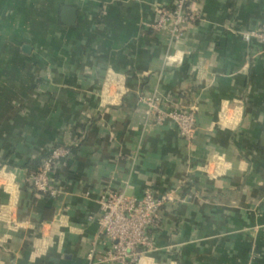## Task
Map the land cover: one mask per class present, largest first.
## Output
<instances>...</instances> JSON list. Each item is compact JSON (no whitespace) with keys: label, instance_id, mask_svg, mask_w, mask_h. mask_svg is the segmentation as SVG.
Wrapping results in <instances>:
<instances>
[{"label":"crops","instance_id":"1","mask_svg":"<svg viewBox=\"0 0 264 264\" xmlns=\"http://www.w3.org/2000/svg\"><path fill=\"white\" fill-rule=\"evenodd\" d=\"M172 2L0 0V264H104L98 199L150 186L175 201L134 264H264V44L241 34L264 0H197L177 39L152 28ZM148 98L193 106L192 137ZM57 144L37 194L25 165Z\"/></svg>","mask_w":264,"mask_h":264},{"label":"built area","instance_id":"2","mask_svg":"<svg viewBox=\"0 0 264 264\" xmlns=\"http://www.w3.org/2000/svg\"><path fill=\"white\" fill-rule=\"evenodd\" d=\"M195 1L197 0H173L170 7L159 8L152 28L164 30L171 39L179 38L182 25L196 17L191 9ZM241 34L245 41L255 40L264 44V16L256 29ZM146 105V114L154 115L158 124L170 120L175 124L181 138L187 140L192 137L196 126L193 106L184 109L169 102L168 106L161 108L152 98L146 100ZM68 154V147L55 145L51 147L49 155L41 159L37 170L29 172L28 184L35 193L55 194L50 175L56 162L66 158ZM174 201L169 194L159 198L151 186L140 197L105 191L97 202L100 213L97 234L98 237L109 239L111 247L106 256L96 259L91 250L88 259L104 264L136 263L144 253L152 249L150 231L157 225L160 206L163 202Z\"/></svg>","mask_w":264,"mask_h":264},{"label":"water","instance_id":"3","mask_svg":"<svg viewBox=\"0 0 264 264\" xmlns=\"http://www.w3.org/2000/svg\"><path fill=\"white\" fill-rule=\"evenodd\" d=\"M75 17V10L73 8H62L60 19L63 24L72 25L75 21ZM29 49L28 46L23 47L24 52H28ZM261 145L264 147V133L261 136Z\"/></svg>","mask_w":264,"mask_h":264},{"label":"trees","instance_id":"4","mask_svg":"<svg viewBox=\"0 0 264 264\" xmlns=\"http://www.w3.org/2000/svg\"><path fill=\"white\" fill-rule=\"evenodd\" d=\"M79 136V135H78ZM58 145V144H57ZM56 145V146H57ZM55 145H52L51 147H53ZM51 147L49 149H47L40 157L28 162L25 167L29 170V171H35L37 170L39 164H40V160L47 157L50 153Z\"/></svg>","mask_w":264,"mask_h":264}]
</instances>
